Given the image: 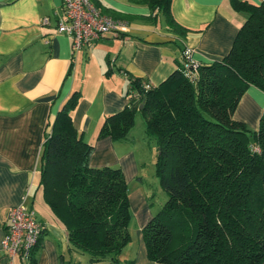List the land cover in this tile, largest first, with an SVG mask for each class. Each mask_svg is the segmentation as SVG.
Masks as SVG:
<instances>
[{
    "label": "trees",
    "instance_id": "1",
    "mask_svg": "<svg viewBox=\"0 0 264 264\" xmlns=\"http://www.w3.org/2000/svg\"><path fill=\"white\" fill-rule=\"evenodd\" d=\"M141 2L149 9L146 18L161 14L174 32L186 33L171 15L172 0ZM230 4L245 20L222 60L199 63L193 81L177 62L166 80L148 90L146 81L128 77L129 104L106 116L97 135L127 141L136 112L144 118L145 136L157 150L156 176L167 194L142 228L147 258L155 263L264 264V108L256 130L233 118L249 87L264 94V1ZM79 100L73 92L46 125L39 184L65 227L70 253L86 255L90 263L121 264L131 240L127 183L118 167L89 166L93 144L72 123ZM42 234L28 256L18 258L22 264H37Z\"/></svg>",
    "mask_w": 264,
    "mask_h": 264
},
{
    "label": "crops",
    "instance_id": "2",
    "mask_svg": "<svg viewBox=\"0 0 264 264\" xmlns=\"http://www.w3.org/2000/svg\"><path fill=\"white\" fill-rule=\"evenodd\" d=\"M89 1L125 21L128 31L118 37L105 34L73 54L70 37L57 32L64 17L62 0H0V264H22L2 250L1 241L10 210L26 192V207L44 226L37 264H109L90 263L86 255L70 253L65 227L44 201L38 160L47 123L73 92H79L72 123L82 139L93 144L89 166L136 171L134 156L119 157L117 150L132 142L131 135L127 141L97 139L103 119L127 106L128 77L161 84L176 69L184 48L193 49V58L201 64L220 61L245 20L230 0H172L170 12L186 31L182 34L168 27L161 14L155 20L146 18L149 9L141 0ZM263 108L264 94L249 87L233 118L256 130ZM144 141L156 150L153 141L146 136ZM128 199L138 226L120 263L159 264L147 258L142 237L153 214L142 197L140 203L136 197Z\"/></svg>",
    "mask_w": 264,
    "mask_h": 264
},
{
    "label": "built area",
    "instance_id": "3",
    "mask_svg": "<svg viewBox=\"0 0 264 264\" xmlns=\"http://www.w3.org/2000/svg\"><path fill=\"white\" fill-rule=\"evenodd\" d=\"M62 3L64 17L58 21L57 32L70 37L73 54L99 41L105 34L118 37L128 31L125 21L102 14L89 0H62ZM193 52L191 48H184L180 60L185 75L192 81L199 66ZM143 87L148 90L150 84L147 82ZM253 150L258 152L257 148ZM28 194L26 192L21 203L10 210L7 230L1 241L2 250L11 259L24 260L44 230V226L36 221L34 210L25 205Z\"/></svg>",
    "mask_w": 264,
    "mask_h": 264
},
{
    "label": "rangeland",
    "instance_id": "4",
    "mask_svg": "<svg viewBox=\"0 0 264 264\" xmlns=\"http://www.w3.org/2000/svg\"><path fill=\"white\" fill-rule=\"evenodd\" d=\"M161 23H164L163 20ZM164 26V24H162ZM252 124L247 126L252 129ZM145 121L140 112H136L134 116L133 127L129 131L132 142L117 146L119 157H125L131 154L136 159V171L128 172L123 170V175L127 183L128 195L136 197L137 203L139 198L148 204V210L152 217L155 216L163 204L167 200V194L161 188L159 180L155 172L156 150L153 145L148 146L144 141ZM254 130V129H252ZM131 222L129 225V233L135 232L138 224L134 211L131 209Z\"/></svg>",
    "mask_w": 264,
    "mask_h": 264
}]
</instances>
